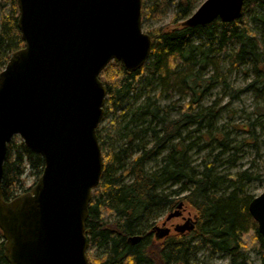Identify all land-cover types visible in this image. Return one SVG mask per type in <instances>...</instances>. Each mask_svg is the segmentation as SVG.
I'll use <instances>...</instances> for the list:
<instances>
[{"label": "trees", "instance_id": "16d2710c", "mask_svg": "<svg viewBox=\"0 0 264 264\" xmlns=\"http://www.w3.org/2000/svg\"><path fill=\"white\" fill-rule=\"evenodd\" d=\"M142 1L143 20L159 21L171 6L174 16L168 25L146 32L154 43L146 66L128 72L121 63L112 62L100 75L107 87L104 119L122 109L144 81L146 91L156 85L160 93L154 100L148 96L143 105L131 111L130 121L121 133L111 135L98 128L104 172L93 191L86 224L89 261L199 264L195 262L197 255L205 247L212 256H228V264H253L248 253L257 250L264 258V236L249 212L255 197L248 194L247 187L254 181L264 182V175L249 171L226 173L221 170L225 165H218L223 156L232 153L235 157L233 151L249 145L244 141L238 147L232 138L234 131L253 133L247 126L230 130L221 126L224 107L217 103L205 106L204 102L214 89L213 82L221 77V65L230 47L238 48L232 56L236 67L253 58L264 70V60L258 54L262 45L245 16L232 23L217 20L196 28L183 27L182 23L203 0ZM255 8L264 10V0H245L243 15ZM19 17L18 0H0V73L12 54L24 48ZM254 21L264 23L262 19ZM208 69L212 76L207 79L204 75ZM164 98L179 99L171 107L178 112L175 119L168 108L158 105L159 99ZM148 136L154 140L152 146L147 142ZM118 142H127L126 148L111 149ZM195 150L208 151V157L220 151L213 161L195 165ZM160 157L159 167L150 170L148 166ZM44 167L43 157L15 137L8 145L4 164V200L30 192L28 177L38 181ZM174 187L178 189L173 190ZM181 201L195 211V229L156 241L150 233L157 216L174 211ZM136 235L142 236V241L130 244L129 238ZM95 248L103 253H90ZM0 264H9L1 231Z\"/></svg>", "mask_w": 264, "mask_h": 264}, {"label": "water", "instance_id": "95a60500", "mask_svg": "<svg viewBox=\"0 0 264 264\" xmlns=\"http://www.w3.org/2000/svg\"><path fill=\"white\" fill-rule=\"evenodd\" d=\"M245 0H206L182 26L196 28L241 18ZM24 48L0 73V231L9 264H91L86 224L93 191L104 172L97 135L107 87L100 75L112 63L128 72L150 60L153 41L143 30L142 0H18ZM20 137L43 157L31 191L3 198L8 145ZM184 202L154 228L156 241L171 235L166 224L183 217ZM264 236V192L249 206ZM174 231L195 229L188 218ZM141 236L129 238L130 244Z\"/></svg>", "mask_w": 264, "mask_h": 264}, {"label": "rangeland", "instance_id": "374dc122", "mask_svg": "<svg viewBox=\"0 0 264 264\" xmlns=\"http://www.w3.org/2000/svg\"><path fill=\"white\" fill-rule=\"evenodd\" d=\"M204 1L205 0L201 3ZM251 11L252 12L251 14H248L247 19L250 23L252 31L257 35V38L262 45V48L258 50V54L261 59L264 60V28L253 22V17L259 13H264V10L255 8ZM173 16L174 7L171 6L169 7V10L163 14L159 21L156 19L143 20L144 32H147L153 27L168 25ZM237 49V46L230 47L227 58L221 65V74L224 75L227 80L226 85L218 84L217 87L210 92L204 103L205 106H210L214 105L216 102L219 107H224L223 113L219 119L221 126L227 127L228 130L232 127L247 126L251 127L250 131L253 133H246V130L243 129V131L233 132L232 138L238 147H240V144L244 141L249 142V145L242 147L239 151H233L235 153V157L232 156V153L223 156L218 162V165H225L221 168V170L232 174L249 171L254 175H264V83L261 81L263 80L264 72L253 58H248L243 66L236 67L232 61V56L236 53ZM210 75L211 73L209 76ZM146 88L147 84L145 81L140 83L136 93L132 95L124 107L116 111L114 114L106 117L100 124L99 130L103 133L107 132L111 135L121 133L125 125H127L130 121L131 111H134L145 101ZM150 93L151 98L154 100L159 96L160 90L155 85L151 89ZM177 99L178 98H176V100ZM172 102L173 101L159 99L158 105L161 108H169L171 107ZM177 113L178 112L173 113L175 118L178 117ZM18 139L22 141L20 137H18ZM147 142L150 143L151 146L153 145V141L150 137L147 138ZM126 144L127 142H118L114 144L111 149L118 151L119 148H126ZM219 151L215 152L211 157H208V151L199 153L195 150L192 153V161L195 165H201L204 160L208 159L213 161L214 156L218 154ZM161 158L162 157L152 162L148 168L150 170H156L160 165ZM36 182L37 180L32 176L28 177L27 187L32 188ZM172 189L177 190L178 187H174ZM247 192L253 197L260 196L264 192V182H252L247 187ZM189 214L191 217H189ZM168 215V211L159 214L156 219L155 227L162 226V223L165 222ZM195 215V211L190 206H184V218H194ZM184 222L185 221L182 220V217H180L174 218L168 223L167 227L172 228L171 236L177 234L174 231V227L182 225ZM90 253L98 256L99 254H102L103 251L95 248L92 249ZM248 257L253 264H263L264 262L263 255L257 250L248 253ZM195 262L199 264H228L229 257L222 254L212 256L205 247H201Z\"/></svg>", "mask_w": 264, "mask_h": 264}, {"label": "bare ground", "instance_id": "6f19581e", "mask_svg": "<svg viewBox=\"0 0 264 264\" xmlns=\"http://www.w3.org/2000/svg\"><path fill=\"white\" fill-rule=\"evenodd\" d=\"M205 1H206V0H205ZM205 1H204V2H205ZM204 2H203V3H204ZM203 3H202V4H203ZM244 3H245V2H244ZM202 4H201V5H202ZM201 5H200V6H201ZM200 6H199V7H200ZM199 7H198V8H199ZM198 8H197V9H198ZM197 9H196V10H197ZM243 10H244V6H243ZM251 12H252V11H248V12H246V13L243 15V11H242V16H245V18H247V17H248V14H251ZM255 14H256V13H255ZM242 16H241V17H242ZM189 17H190V16H189ZM187 19H188V18H187ZM254 19H262V20H264V13H259V14L255 15V16L253 17V22H254L255 24H258L259 26H261V27L264 28V23H263V22H259V21L257 22V21H254ZM247 20H248V19H247ZM216 21H217V20H216ZM219 21H220V20H219ZM234 22H235V21H234ZM222 23H223V22H222ZM231 23H232V22H231ZM248 23H249V21H248ZM249 26H250V23H249ZM183 27H184V26H183ZM186 28H187V27H186ZM250 28H251V27H250ZM251 30H252V29H251ZM252 32H253V31H252ZM253 33H254V32H253ZM152 41H153V40H152ZM153 44H154V43H153ZM153 47H154V46H153ZM152 51H153V50H152ZM149 61H150V60H149ZM148 63H149V62H148ZM148 63H147V64H148ZM147 64H146V65H147ZM146 65H145V66H146ZM210 71H211V69H208V72L204 75L205 78L208 79V78H210V77L212 76V75L209 76V74L211 73ZM220 72H221V71H220ZM259 72H260V71H259ZM263 72H264V70H263ZM220 76H221L220 78H218L216 81L213 82V88H214V89L217 87L218 84L226 85V83H227V80H226V78L224 77V75L221 74ZM222 81H223V82H222ZM261 81L264 83V77H263V80H261ZM225 87H227V86H225ZM147 92H148V91H146V98H147L148 96H150V94H151L150 91H149L148 93H147ZM135 93H136V92H135ZM158 97H159V96H158ZM158 97H156V98H158ZM151 99H152V98H151ZM164 100H167V99L164 98ZM178 100H179V99L176 100V98H173V99H170V100H167V101H173V102L171 103V107H172L174 103H177V102H178ZM205 101H206V100H205ZM144 102H145V101H144ZM144 102H143V103H144ZM215 103H216V102H215ZM204 104H205V103H204ZM142 105H143V104H142ZM177 105L179 106V105H181V103H179V104H177ZM140 106H141V105H140ZM171 107H169L170 109L168 108V110H169L170 113H171V114H170L171 118H172V119H175V117L173 116V113H176L177 110H174V109L172 110ZM152 141H153V144H154V140H152ZM251 202H252V201H251ZM249 206H250V205H249ZM249 212H250V211H249ZM194 217L197 218V215H195ZM258 230H259V229H258ZM136 236H137V235H136ZM141 237H142V236H141ZM142 239H143V237H142ZM166 239H167V238H166ZM164 240H165V239H164ZM141 241H142V240H141Z\"/></svg>", "mask_w": 264, "mask_h": 264}, {"label": "flooded vegetation", "instance_id": "af4514ba", "mask_svg": "<svg viewBox=\"0 0 264 264\" xmlns=\"http://www.w3.org/2000/svg\"><path fill=\"white\" fill-rule=\"evenodd\" d=\"M189 217H191L190 214H189ZM194 218H195V217H194ZM182 220L184 221L185 218L182 217ZM171 221H172V220H171ZM164 223H165V222H164ZM164 223H162V226H163ZM168 223H169V222H168ZM168 223L166 224V226L168 225ZM172 227H173V226H172ZM171 229H172V228H171ZM150 235H152V237L154 238V235H155V234H154V229H153V231H151ZM154 239H155V238H154Z\"/></svg>", "mask_w": 264, "mask_h": 264}]
</instances>
